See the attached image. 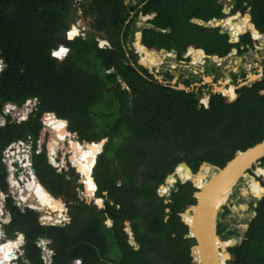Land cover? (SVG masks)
I'll return each mask as SVG.
<instances>
[{
	"label": "trees",
	"instance_id": "16d2710c",
	"mask_svg": "<svg viewBox=\"0 0 264 264\" xmlns=\"http://www.w3.org/2000/svg\"><path fill=\"white\" fill-rule=\"evenodd\" d=\"M90 1L97 15L92 29L107 34L109 49L99 48L92 32L82 37L79 30L71 29L74 0H0V62L5 63L0 71V115L8 103L22 107L29 100L38 101L27 120L18 124L6 116L5 126H0V191L9 194L3 152L29 136L37 141L46 115V124L58 123L61 134L66 123L59 119L68 121L66 133H76L80 141L100 144L108 139L97 161L96 156L78 161L72 153L76 163L93 165L100 204H87L78 196V180L85 167L59 173L44 149L32 155L40 183L32 194L35 200L31 202V196L29 203L37 205L41 193H51L65 203L70 223L41 225L36 211H22L8 197L5 205L11 222L4 227L5 234H24L29 264H44L39 239L52 241V264L76 260L82 264H200L192 252L195 240L185 237L188 221L181 217L196 202L195 180H199L178 183V191L169 199L160 197L158 190L174 171L177 176L187 174V169H178L182 165L193 172L203 162L224 168L238 153L264 139V82L238 91L233 99L213 96L199 107L194 95L150 82L138 72L143 71L139 64H128L124 42L131 26H126L130 9L125 0ZM215 1L150 0L141 11L151 15L157 28L171 31L146 30L142 45L156 52L176 49L179 55L190 48L227 54L231 46L226 37L190 23L193 18L207 21L218 16L220 11L212 6ZM60 45L69 49L63 60L51 56ZM61 49L65 48L58 53ZM142 55L149 69L160 67V56L163 62L169 58L166 52ZM119 77L130 91L114 87ZM55 157H50L53 164L64 167ZM261 167L260 177H264V159ZM209 169L203 167L201 173ZM86 175H92L90 168ZM253 183L250 178L249 190ZM261 183L263 189L257 182L252 188L256 197L263 195L245 241L222 250L229 264H264L263 179ZM107 219L111 226L106 225ZM41 220L56 224L48 215ZM128 229L138 249L129 244Z\"/></svg>",
	"mask_w": 264,
	"mask_h": 264
},
{
	"label": "flooded vegetation",
	"instance_id": "af4514ba",
	"mask_svg": "<svg viewBox=\"0 0 264 264\" xmlns=\"http://www.w3.org/2000/svg\"><path fill=\"white\" fill-rule=\"evenodd\" d=\"M149 1L150 0L124 1L125 5L130 9L129 19L126 21V26H131V33L128 34L124 42L126 57L128 58L127 62L132 65H135V63L139 64V66L143 68V71L138 70V72L148 81L175 90H181L179 87L180 85H183L186 90L181 91L194 95L195 99L198 101L199 107L207 104L213 96L221 95L233 99L238 91L244 88H253L255 85L264 82V0H216L212 3V6L215 10L217 9L220 11L217 12V15L219 13L221 15L213 16L207 21L193 18L190 20V23L198 25L192 21L200 20L203 22V25L198 26L210 29L214 33L226 37L225 42L227 45L231 46L229 47L230 51L223 56H219L217 51L213 54H209L204 48H190L189 50L182 52L181 55H179V52L176 49L166 50V53L169 56L168 60L174 59L179 64L172 66L168 64L166 65V67L168 66L167 69L161 70L160 72L157 71L156 68L149 69L142 62V53L161 55L162 50L156 52L145 48L142 45L143 35L146 30L150 29L161 33H170L171 30L157 28L151 23V15L145 14L141 11ZM84 2V16L82 15L81 19L86 21L90 27V30L87 31H90L95 35L96 42H98L99 39L106 40L107 43H105L104 46L107 45V49L111 48L107 34L92 29L97 15H94L93 11L90 9L91 1L89 3L86 1ZM139 17L141 19L137 22V18ZM220 24H222V26ZM232 24L237 25L240 29V32L234 35V41L230 36ZM196 52H198L199 55L196 54ZM168 60H166V62ZM194 61L196 62L194 63L195 70L193 69ZM187 68H189V73L186 72ZM250 77L253 79H250ZM206 78L211 79V81L207 82ZM117 86H121L122 89L130 91V88L121 77H119L117 83L114 85V87ZM13 122L15 121L13 120ZM77 160L80 161L78 157ZM198 170L196 172L192 171V173L196 174ZM259 180L261 181V179ZM187 182L181 183V181L178 180L175 186L178 183L186 184ZM240 182H245V179H241ZM197 185L198 183L195 180V187L199 190ZM175 186L171 193L173 191H178ZM234 191H236V193ZM234 191L228 200L229 203L223 206V213L220 214L221 221H219L218 224V233L223 236V238L230 234L240 235L238 226L237 229L223 227V223L227 217L235 216L236 218L243 220L245 219L244 215H249L253 220L256 218L253 216V213H257L258 205L255 206L256 203H259L257 198L248 195L249 197L255 198V201L247 204L241 203L243 200L242 197H240V200L237 203L235 202V199H237L238 196H243L242 187L238 185L235 187ZM197 194H194L193 197ZM105 196H107V193ZM234 208L238 209L237 213H234ZM240 208L242 210H240ZM108 220L109 219H107V221ZM128 233L129 244L135 249H138L139 244L136 242L131 229H128Z\"/></svg>",
	"mask_w": 264,
	"mask_h": 264
},
{
	"label": "water",
	"instance_id": "95a60500",
	"mask_svg": "<svg viewBox=\"0 0 264 264\" xmlns=\"http://www.w3.org/2000/svg\"><path fill=\"white\" fill-rule=\"evenodd\" d=\"M192 22H195L198 25H203V22L200 20H193ZM62 46L64 47V45H60L59 47ZM105 48L107 49L108 46L105 45ZM162 52H166V50L162 49L161 53ZM179 89L186 90L183 85H180ZM30 103H33V100H30ZM30 103L27 102V104H24L22 107H18L17 105L15 106L20 111L23 110L28 116ZM13 120H17L16 115L13 116ZM74 136L78 137L76 133L74 134ZM107 141L108 139H103L98 142L102 143V151ZM262 159H264V139L260 143H257L256 145L247 148L245 151L238 153L233 159L226 163L224 168H220L209 162H203L200 165L198 172L194 174L187 165L178 167V169H187L193 177L199 178L201 177V170L203 169V167H208L212 170L211 176H208L204 179V181H201V184L198 183L197 185V187L199 188V193L194 196L196 199V204L190 208H187L181 215L182 218L188 221V233L185 237L187 239L195 240V246H193L192 252L200 264H229L223 256L222 250L228 248L233 244L240 246L245 241L246 235L251 223L253 222V219L251 217H248V223L241 232L243 235L242 240L233 238L232 240L226 241L223 239V236L219 235L218 233V224L219 221H221L220 214L223 213V206L227 204L229 198L233 194L235 187L239 185L240 180L243 179L244 176H248L249 178L254 179L259 184L260 188L263 189L262 183L259 179L264 180V177H259L255 174V170L257 168H261ZM49 163L53 165L50 159ZM63 170L65 169L62 168V171ZM32 171L36 175L33 166ZM176 172L177 171H174L166 179L165 184L167 183L168 185H175L178 180L181 181V179L176 175ZM189 180L191 179H187L185 182ZM37 181L40 183L38 178ZM78 183L83 184L82 176L80 177ZM181 183L184 182L181 181ZM165 184L163 186H165ZM44 189L46 188L44 187ZM84 192L85 191H81L80 189H78L79 198L82 201H84L83 199H85V202H87V204H90L91 201L87 200L86 197H84ZM262 195L263 192L259 197H257L258 202L261 200ZM159 196L161 197L160 194ZM52 197L54 198V196ZM95 199V201L102 202V199L99 197H96ZM257 205L258 204L256 203L255 206ZM35 211L39 214L40 217L42 216V212L36 209ZM166 212L169 213L170 210L167 209ZM253 216L256 217L257 213L254 212ZM108 223L112 224L111 220H108ZM43 225L59 227L64 226L63 223ZM5 236L6 235L4 234V237Z\"/></svg>",
	"mask_w": 264,
	"mask_h": 264
},
{
	"label": "bare ground",
	"instance_id": "6f19581e",
	"mask_svg": "<svg viewBox=\"0 0 264 264\" xmlns=\"http://www.w3.org/2000/svg\"><path fill=\"white\" fill-rule=\"evenodd\" d=\"M220 25L222 26V24H220ZM231 26H232V30L230 31V34H232L234 36L235 34H233V33H238V30L234 24H232ZM102 45H104V42L102 43ZM59 53H60L59 55H55V56L56 57L58 56L57 58H63L64 56H61L63 54V52H59ZM250 79H253V78L251 77ZM207 81H210V80L208 79ZM221 90H223V89H221ZM225 94H227V93H225ZM8 109L10 110V109H12V107H8ZM22 112H23V110H21V111L17 110L16 111V113H22ZM53 121H55V120H53ZM60 122H64V121H60ZM56 125H58V123L55 125H49V124L47 125L50 128V134H52V137H53V139L51 137V139L49 141V144L51 145L50 149H51L52 155L53 154L56 155L57 150H59V149L66 150V137L64 135L67 132V123L65 125L64 130L62 131V134L60 133V130L58 127H56ZM68 135L72 137L71 134H68ZM71 145H72L70 147L71 152H74L76 154V156L80 159V161H84L88 158H92V156H97L102 151V145L96 144V143H94V144L75 143V144H71ZM48 153H49V157H51L52 155H51L49 149H48ZM71 159H73L72 156H71ZM50 160L52 161L51 158H50ZM74 162L75 161L73 160V163ZM91 166L93 167V165H91ZM259 169H262V168H257L255 170V174L257 176H260ZM85 171H86V169H85ZM262 171H263V169H262ZM91 173H92V169H91ZM211 174H212V170L209 169L208 171L201 173V177L199 178V177H193L192 174L188 171L186 174V177L182 178V182H185L187 179L196 178L199 180V183L201 184V181H204V179L207 178L208 176H211ZM21 175H22V181H23L24 186H22V187L19 186L20 187V189H19L18 184H16L15 182L13 183V186L16 187L14 189H16V191H17L16 196L18 197L19 201L21 203L29 206L30 208H32L34 210L36 209V210L42 212V216L48 215L49 217L53 218L56 224L63 223L64 220L66 221V219H67L66 214L64 215V213H62L60 211V209H62V204L60 202L56 201L55 199H53L50 195H45V194L41 193V198L39 199V202L37 205L29 203V199L31 196L36 198V196L32 195V194H33L35 185H37V183H38L37 178L32 171V167H31L29 161H27L26 163H24L22 165ZM178 177H180V176H178ZM92 178H93L92 175H86L85 176V173L82 175V180L84 182H86L89 187L91 186V183L93 182ZM243 178L245 179L244 190H246L247 192H249V191L252 192V188L255 186L256 181L253 179L254 183H253L251 189L249 190L248 183H249L250 178L248 176H244ZM257 187H258V183H257ZM91 188L94 191H96L94 186H91ZM84 193H86V192H84ZM90 195H88V197H86L87 200H90L92 198L91 193H90ZM31 199H32V197H31ZM97 202H100V201H97ZM227 203H229V202H227ZM245 217L247 218V217H249V215H244V218ZM40 220H41V217H40ZM40 223H42V220ZM22 240H23V236H20L18 239L15 238L12 241H7L5 244H1V242H0V264H8L9 259L14 257V254H10V252L12 251V249L15 246H17L19 243H21Z\"/></svg>",
	"mask_w": 264,
	"mask_h": 264
},
{
	"label": "built area",
	"instance_id": "2783aa9c",
	"mask_svg": "<svg viewBox=\"0 0 264 264\" xmlns=\"http://www.w3.org/2000/svg\"><path fill=\"white\" fill-rule=\"evenodd\" d=\"M36 103L37 102L35 101L33 105V109L36 107ZM8 107H12V109L9 110ZM14 109H15L14 106L8 105L7 110H5V114L11 115ZM5 124H6V120L0 117V126H4ZM46 133L50 134V128L47 126V124L45 125V127H43L41 131V135L37 141H34V139L31 136H29L24 141H18V142L11 144L3 152L2 163H4L7 166V170L9 174L8 183H9L10 188H9V194H4L3 192L0 191V242L1 244H5L8 241L4 237V227L11 222L10 212L7 210L6 205H5L6 199L8 197H11L14 200L15 205L18 206L22 211L30 208L29 206L19 201L18 197L16 196V192L14 190V188L16 187L13 186V183L15 182L16 184H18V187L22 186V184H20L19 181L17 180V173L20 172V169L22 168V165L24 163H26L27 161L30 162V159L33 153L40 154L45 149L44 138L46 136ZM46 149H48V147H46ZM61 152H64V150L62 149L57 150L55 160H59ZM60 163H62V161ZM58 171H61L60 167L58 168ZM19 179L22 180L21 177H19ZM69 222H70V219H68L67 221H64L63 225L68 224ZM20 236H23V235L18 233L17 239ZM24 243L25 241H24V236H23L22 242L19 243L17 246H15L10 252V254H14V257L9 259L8 264H19L18 263L19 260H22L24 264L29 263L24 257V251H23ZM37 244L43 250L42 259L44 263L51 264L52 258L55 253L53 250L49 248L48 242L40 241Z\"/></svg>",
	"mask_w": 264,
	"mask_h": 264
},
{
	"label": "rangeland",
	"instance_id": "374dc122",
	"mask_svg": "<svg viewBox=\"0 0 264 264\" xmlns=\"http://www.w3.org/2000/svg\"><path fill=\"white\" fill-rule=\"evenodd\" d=\"M87 3H89L90 2V0H85ZM84 5H85V2H83V4H82V6L80 7V5H78V3H75L74 5H73V12L71 13V20H70V27H71V29H73V28H76L77 30H79V34L78 35H80V36H82V37H85L86 36V32H87V30H90V27L88 26V24H87V22L86 21H83L82 19H81V16L83 15V10H84ZM84 16V15H83ZM140 17L139 18H137V22L138 21H140ZM99 39V38H98ZM104 42V44L105 43H107V41L106 40H101V39H99V41L97 42V45H98V47L99 48H101V47H103L104 48V45H102V43ZM65 55V53L63 52V54L61 55V56H64ZM58 57V56H57ZM163 56H160V67L159 68H156V70L157 71H161V70H164V69H167V67H166V65H176V64H179V63H177L174 59H169L167 62L166 61H164L163 62ZM165 63H167V64H165ZM194 63H196V62H193V64ZM193 69L195 70V64H194V67H193ZM188 70H189V68H187L186 69V72L187 73H189L188 72ZM191 73V72H190ZM251 78V77H250ZM208 79L206 78V81H207ZM210 81H211V79H209ZM210 81H207V82H210ZM226 93V92H225ZM33 105L34 104H31V108L30 109H32L33 108ZM24 119L26 118L25 116L23 117ZM65 137H66V142H68L67 144H68V146L66 147V150H64V152H61L60 153V157H59V160H60V162L62 161V162H64V167H65V170H63L62 172H60V171H58L59 173H64V172H67L68 170H69V165L71 164V160H70V154H71V156H72V153H74V152H71V144H75V143H80V141L79 142H77V141H75V140H73V138L71 137V136H69L67 133L64 135ZM72 136H74L73 134H72ZM51 137H52V134H48V133H46V136H45V138H44V140H45V143H44V145H45V147H49V150H50V152H51V145L49 144V141H50V139H51ZM75 137V136H74ZM77 138V137H76ZM52 139H53V137H52ZM80 144H83L82 142L80 143ZM100 145H102V143H100ZM61 146V145H60ZM68 152V153H67ZM102 152V151H101ZM100 152V153H101ZM70 153V154H69ZM99 153V154H100ZM99 154L95 157V160L98 158V156H99ZM72 158H73V156H72ZM73 160L74 159H72V162H73ZM95 160H94V162H95ZM74 164V166H76L77 168L76 169H78V167L80 166V167H85V168H83V174L85 173V169H88V168H90V169H92L93 167L91 166V165H86V164H83V163H76V162H74L73 163ZM94 164V163H93ZM79 170V169H78ZM20 173H21V169H20ZM186 177V175L184 176V177H182V176H180L179 178L181 179V181H182V178H185ZM260 177V176H259ZM92 180H93V178H92ZM82 182H83V184H81V187H79L78 189H80L81 191L82 190H84V186L86 187V193H84V197H88V195H90V193L92 194V198L89 200V201H91V203L92 202H95V203H97V204H100V202H97V201H95L96 199V197H97V195H96V191H94L92 188H91V186H94V183L92 182L91 183V186L89 187L88 185H87V183L86 182H84L83 180H82ZM243 184H244V182H240L239 183V186H241L242 187V195L243 196H238V198L237 199H235V202H239V198L240 197H242V200H243V202H241V203H251V202H254L255 201V198H257L255 195H254V191H249V192H247L246 190H244V186H243ZM80 185V184H79ZM174 184H165V186H161L160 187V189L158 190V193L161 195V197H163V198H165V199H169V197H170V193H171V191H172V189L174 188ZM164 188V189H163ZM78 189H77V191H78ZM163 189V190H162ZM251 189V188H250ZM237 191V190H236ZM236 191H234L235 193H236ZM90 192V193H89ZM89 193V194H88ZM248 195H252L253 197H255V198H252V197H249ZM78 196H79V193H78ZM91 196V195H90ZM99 197V196H98ZM32 198H33V196H32ZM35 200V199H34ZM33 199H31L30 201L31 202H33L34 201ZM84 201H85V199H83ZM168 201V200H167ZM61 202V204H62V209H60V211L62 212V213H64V215L66 214V216L69 214L68 213V209H67V207H66V205H65V203L63 202V201H60ZM87 203V202H86ZM90 203V204H91ZM240 210H241V208H240ZM233 211H234V213H237L238 212V209L237 208H234L233 209ZM69 217H70V215H69ZM248 218V217H247ZM69 218H68V216H67V219H66V221L68 220ZM65 221V220H64ZM63 221V222H64ZM70 223V222H69ZM247 223H248V219H246V217H245V219H243V220H241L240 218H236L235 216L233 217V216H229V217H227L226 219H225V221H224V223H223V227H228L229 229L231 228V229H237V226H238V230H239V234L240 235H229V236H226L225 238H223L224 240H226V241H229V240H232L233 238H235V239H237V240H242L243 239V235H242V231H243V229H244V227L247 225ZM106 225L107 226H111V224L110 223H108V221H106ZM132 236V235H131ZM130 236V237H131ZM10 238H14V236L12 235H10L9 236ZM229 243V242H228ZM230 243H232V242H230ZM112 256L113 257H116V254L115 253H113L112 254Z\"/></svg>",
	"mask_w": 264,
	"mask_h": 264
},
{
	"label": "clouds",
	"instance_id": "9594fccd",
	"mask_svg": "<svg viewBox=\"0 0 264 264\" xmlns=\"http://www.w3.org/2000/svg\"><path fill=\"white\" fill-rule=\"evenodd\" d=\"M85 0H74V4L75 3H78V5H80V7L82 6V4H83V2H84ZM59 48H61V47H58L57 48V50H54V51H52V53H51V56L53 57V58H55V59H59V60H63L64 58H66V56L68 55V53H69V49L67 48V47H65L64 46V48H65V50H66V53H65V55H64V57L63 58H57L55 55H53V53L54 52H58L59 51ZM101 48H103V47H101ZM104 49H106L105 48V46H104ZM5 65V63H4V61H1L0 62V71L2 70V69H4V66ZM30 101V100H29ZM28 101V102H29ZM37 102L38 103V101L36 100V99H34L33 100V104H34V102ZM36 103V104H37ZM27 104V103H26ZM31 104L32 103H30L29 104V114H30V112L33 110V108L32 109H30L31 107ZM8 105H11V106H14L15 107V109L12 111V114L11 115H6L5 114V110H7V106ZM16 104H13V103H8V104H6L5 106H4V109H3V115H0V117H2V118H4L5 120H6V116H10V117H13V116H17V120L15 121L16 123H21V122H23V121H25V120H27L28 119V117H29V114H28V116H27V114L23 111L22 113H16V111L17 110H19L16 106H15ZM19 107V106H18ZM20 111V110H19ZM50 115H52V114H50ZM26 117L25 119L23 118V117ZM47 116H49V115H46L44 118H43V127H45V125H46V117ZM56 118H58L57 116H55ZM22 119V120H21ZM59 119V118H58ZM21 120V121H20ZM59 121H64V122H66L67 123V130H68V121H66V120H63V119H59ZM5 126V125H4ZM70 133V132H69ZM71 135L73 134H75V133H70ZM72 138H73V140H75V141H77V142H79L80 140H79V138L77 137H74V136H72ZM79 141H78V140ZM85 143L86 141H80V143ZM68 142H66V145L68 146V144H67ZM95 143H97V142H95ZM66 146V147H67ZM48 147V146H47ZM45 149H46V147H45ZM43 152V151H42ZM41 152V153H42ZM46 152H47V157H48V160L50 159V157H49V153H48V149H46ZM103 152V151H102ZM70 154V153H69ZM33 155V154H32ZM70 156V160H71V162H72V159H71V154L69 155ZM58 163H60V160H56ZM97 161V160H96ZM30 165H31V167L33 166L32 165V157H31V159H30ZM4 164V163H3ZM96 164V163H95ZM5 165V164H4ZM6 166V165H5ZM53 167H55L57 170H58V168L59 167H56L54 164L52 165ZM69 167H72V168H77L76 166H74V164L73 163H71L70 165H69ZM6 168H7V166H6ZM61 168V171L60 172H62V168H64L65 169V167H60ZM262 168V167H261ZM94 169V168H93ZM7 172H8V170H7ZM36 176V175H35ZM93 176V175H92ZM8 177H9V174H8ZM19 177H21L22 178V175H21V173L19 172V173H17V180L19 181V183L20 184H22V186H24V184H23V181L22 180H20L19 179ZM80 177H81V175H80ZM80 177H79V179H80ZM36 178H37V176H36ZM94 179V178H93ZM7 181H8V178H7ZM79 181V180H78ZM95 181V180H94ZM79 184V183H78ZM96 184V183H95ZM8 185H9V183H8ZM81 185V184H80ZM21 186V187H22ZM97 186V185H96ZM10 188V187H9ZM15 190V192H16V194H17V191H16V189H14ZM83 191H85V187H84V190ZM97 191H98V187H97ZM96 191V192H97ZM96 195H97V193H96ZM97 197H98V195H97ZM100 198V197H99ZM30 210H34V209H32V208H29ZM35 211V210H34ZM68 217H69V215H67ZM69 219H70V217H69ZM39 220H40V216H39ZM112 222V221H111ZM69 224V223H68ZM41 225H43V224H41ZM65 225H67V224H65ZM64 225V226H65ZM112 225V224H111ZM22 234V233H20V232H17V233H15V235H14V238L12 239V238H10V237H8L6 234H5V231H4V234L6 235L5 236V238L8 240V241H12V240H14L15 238H17V234ZM23 236H24V234H22ZM24 241H25V236H24ZM40 241H43V242H48V244H49V248L51 249V243H52V241L51 240H48V239H39L38 241H37V243H39ZM25 244V243H24ZM37 246H38V244H37ZM39 247V246H38ZM40 248V247H39ZM41 249V248H40ZM52 250V249H51ZM24 251V250H23ZM41 251H42V255H43V250L41 249ZM55 253V252H54ZM42 255H41V258H42ZM55 255V254H54ZM24 257H25V253H24ZM25 259L29 262V260L25 257ZM43 260V259H42ZM44 262V261H43ZM18 263L19 264H24L23 262H22V260H19L18 261ZM52 263H53V258H52ZM51 263V264H52ZM29 264V263H28ZM45 264V263H44ZM73 264H82V262H81V260H76V261H74L73 262Z\"/></svg>",
	"mask_w": 264,
	"mask_h": 264
},
{
	"label": "snow or ice",
	"instance_id": "6c2138e0",
	"mask_svg": "<svg viewBox=\"0 0 264 264\" xmlns=\"http://www.w3.org/2000/svg\"><path fill=\"white\" fill-rule=\"evenodd\" d=\"M64 51H66V50H65V49H61V50H60V52H64ZM59 54H60V53H58V52H54V53H53V55H59Z\"/></svg>",
	"mask_w": 264,
	"mask_h": 264
}]
</instances>
